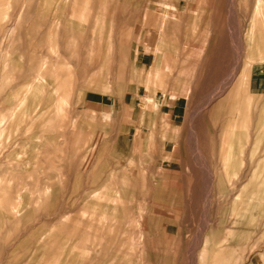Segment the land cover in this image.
Masks as SVG:
<instances>
[{
    "label": "rangeland",
    "instance_id": "obj_1",
    "mask_svg": "<svg viewBox=\"0 0 264 264\" xmlns=\"http://www.w3.org/2000/svg\"><path fill=\"white\" fill-rule=\"evenodd\" d=\"M253 62L264 0H0V264H264V100L191 131Z\"/></svg>",
    "mask_w": 264,
    "mask_h": 264
},
{
    "label": "crops",
    "instance_id": "obj_2",
    "mask_svg": "<svg viewBox=\"0 0 264 264\" xmlns=\"http://www.w3.org/2000/svg\"><path fill=\"white\" fill-rule=\"evenodd\" d=\"M200 65L197 67H203L206 68L205 66V61H199ZM258 65L259 63L253 62L252 66H251V71H250V79H249V89L250 91L247 93V95H239V97H227V91H224L222 93H219L218 95L215 93L213 95H210L209 97L199 91V92H193L191 90V131H195L196 128L194 127L195 122L197 121V118L204 113V110L211 104V102L214 100L215 98V103H214V107L217 108H221L224 106H227V103L229 100L236 98V99H242L244 100L246 97L244 96H249L248 98L251 99L252 103L251 105L254 106V104L259 108L260 103L259 100L262 99L264 100V91H260V88L262 87V85L264 84V70H260V67L258 69V71H256L258 73V75L255 76L254 72V67ZM242 65H239V63L236 64V67L239 69L241 68ZM195 74V73H194ZM192 76V78H194V76H196V74ZM228 83V79L226 81H224V84ZM191 89H192V85H191ZM252 89V90H251ZM262 96V97H261ZM254 101H257V103H254ZM199 145L198 144H193L191 145V156H195V154L197 152H192V149L194 148H198ZM193 162V161H191ZM194 162H203V163H208V161L206 159L199 161V160H194ZM257 259H255L252 263L256 262Z\"/></svg>",
    "mask_w": 264,
    "mask_h": 264
},
{
    "label": "bare ground",
    "instance_id": "obj_3",
    "mask_svg": "<svg viewBox=\"0 0 264 264\" xmlns=\"http://www.w3.org/2000/svg\"><path fill=\"white\" fill-rule=\"evenodd\" d=\"M256 8L258 9V10H262L261 8L262 7H260V2L259 1H257V4H256ZM245 72V71H244ZM243 75H244V73H243ZM243 77V76H242ZM262 256H261V254H260V258H261ZM254 264H257V261L256 262H254Z\"/></svg>",
    "mask_w": 264,
    "mask_h": 264
}]
</instances>
